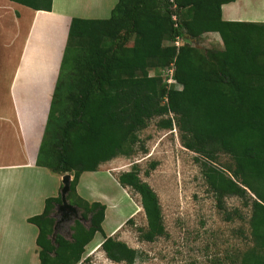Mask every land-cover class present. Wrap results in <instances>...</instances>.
<instances>
[{
	"label": "trees",
	"instance_id": "16d2710c",
	"mask_svg": "<svg viewBox=\"0 0 264 264\" xmlns=\"http://www.w3.org/2000/svg\"><path fill=\"white\" fill-rule=\"evenodd\" d=\"M9 1L53 11L54 0ZM236 1L118 0L109 19L73 18L37 166L73 177L67 201L89 226L76 220L70 238L58 231L62 183L29 219L39 229L40 264H91L85 253L97 234L108 260L138 262L140 251L107 236L106 204L78 188L85 173L135 155L140 134L157 119L161 129L176 127L183 147L198 155L225 221L249 231L252 246L229 264H264V23L225 21L223 6ZM207 34H218L222 47H198L194 41ZM118 182L141 197L147 225L140 239L166 238L160 198L138 166ZM232 198L247 212L229 210Z\"/></svg>",
	"mask_w": 264,
	"mask_h": 264
},
{
	"label": "rangeland",
	"instance_id": "374dc122",
	"mask_svg": "<svg viewBox=\"0 0 264 264\" xmlns=\"http://www.w3.org/2000/svg\"><path fill=\"white\" fill-rule=\"evenodd\" d=\"M29 12L34 11L9 0H0V101L3 111H13V107L9 106L12 101L7 91L10 82L7 78L13 74L15 63L23 51L29 29ZM199 45L221 48L222 40L218 34H207ZM158 124L159 119L154 120L140 134L141 143L135 155L116 158L102 165L99 172L85 173L82 197L106 204V221L115 222L112 229L105 221L104 230L106 234L113 233L112 236L140 251L141 258L136 264H218L219 260L221 264H229L236 256L240 258L252 246L247 227L239 221H225L195 162L198 155L183 147L176 127L172 130L161 129ZM143 145L146 151L142 149ZM223 161L230 162L227 157ZM134 166H138L141 179L153 188L162 204L168 236L155 243L140 239L138 229L147 225L141 197L130 188L123 189L118 182V177L131 171ZM60 178L63 183L64 176ZM227 205L229 210L239 208L247 212L237 198L228 199ZM111 211H116L117 215ZM108 215H116L117 218L110 219ZM55 217L59 223L58 231L66 238L71 237V227L76 220L89 226V222L82 219L79 209L76 213L69 210L64 213L58 207ZM131 219L133 223L127 224ZM95 239L101 240L99 244L104 240L101 234H97ZM99 244L98 241L91 244L86 249L85 258H90L91 264H116L99 250ZM31 246L38 249V245L27 243L26 248H22L24 253L27 250V255L18 256V264H32Z\"/></svg>",
	"mask_w": 264,
	"mask_h": 264
},
{
	"label": "crops",
	"instance_id": "0c3cea01",
	"mask_svg": "<svg viewBox=\"0 0 264 264\" xmlns=\"http://www.w3.org/2000/svg\"><path fill=\"white\" fill-rule=\"evenodd\" d=\"M117 3L118 0H54L52 12L33 10L27 16L29 29L23 51L7 78L13 111H3L0 101V264H18V256L27 255L22 248L27 243L37 245L39 229L29 219L42 214L46 200L57 197L61 190L60 176L38 167L37 160L71 22L73 18L109 19ZM223 19L264 23V0L226 4ZM30 248L32 264H40L39 248Z\"/></svg>",
	"mask_w": 264,
	"mask_h": 264
},
{
	"label": "water",
	"instance_id": "95a60500",
	"mask_svg": "<svg viewBox=\"0 0 264 264\" xmlns=\"http://www.w3.org/2000/svg\"><path fill=\"white\" fill-rule=\"evenodd\" d=\"M198 47L199 44L197 43V41H194ZM71 181H72V176L71 175H65L64 178H63V189H62V205L59 206V209L61 211H63L64 213L69 210L73 213H76L77 212V208L72 206L71 204H69V202L67 201V195L69 194L70 192V187H71Z\"/></svg>",
	"mask_w": 264,
	"mask_h": 264
},
{
	"label": "bare ground",
	"instance_id": "6f19581e",
	"mask_svg": "<svg viewBox=\"0 0 264 264\" xmlns=\"http://www.w3.org/2000/svg\"><path fill=\"white\" fill-rule=\"evenodd\" d=\"M113 190H114V189L112 188V191H113ZM116 192H118V191L116 190ZM111 210H112V209H111ZM113 210H114V209H113ZM108 211H109V210H108ZM130 211H131V210H130ZM111 212H112V211H111ZM111 212H110V213H111ZM115 212H116V211H115ZM115 212H112V213H113V214H116ZM128 212H129V211H128ZM134 212H135V211H134ZM108 213H109V212H108ZM129 213H130V212H129ZM130 214H131V213H130ZM116 215H117V214H116ZM116 215H115V216H116ZM108 216H110V217H108V218H110V219H112V218H113V219H116V218H117V217L115 218L114 215H113L114 217H112L111 215H108ZM108 221H109V220H108ZM110 222H111V221H110ZM114 222H115L114 220H113L112 223H107V221H106V223H107L106 225H109V226L111 225V228L113 229V228H114V224H113ZM112 225H113V226H112ZM108 229H109V227H108ZM97 238H98V237H97ZM95 240H96V241H95ZM95 240H94L95 242L98 241V244H99V241L101 242V240H99V239H98V240L95 239ZM95 242H92L91 244L93 245ZM91 244H90L89 246H92ZM95 245H97V244H95ZM98 246H99L98 248H99V250H100V248H101V244H99ZM87 248H88V247H87ZM91 251H92V249H91Z\"/></svg>",
	"mask_w": 264,
	"mask_h": 264
},
{
	"label": "built area",
	"instance_id": "2783aa9c",
	"mask_svg": "<svg viewBox=\"0 0 264 264\" xmlns=\"http://www.w3.org/2000/svg\"><path fill=\"white\" fill-rule=\"evenodd\" d=\"M177 44H178V43H177ZM172 74H173V72H172ZM169 82H170V83H176L175 80H170Z\"/></svg>",
	"mask_w": 264,
	"mask_h": 264
}]
</instances>
